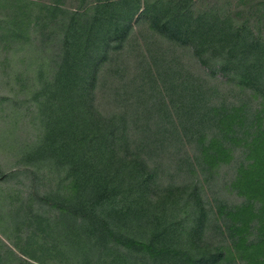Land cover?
<instances>
[{"label":"trees","instance_id":"trees-1","mask_svg":"<svg viewBox=\"0 0 264 264\" xmlns=\"http://www.w3.org/2000/svg\"><path fill=\"white\" fill-rule=\"evenodd\" d=\"M70 1L0 0L17 8L0 43L41 51L28 99L0 101L15 153L0 264H264V34L250 11ZM26 104L33 138L8 145Z\"/></svg>","mask_w":264,"mask_h":264},{"label":"rangeland","instance_id":"rangeland-1","mask_svg":"<svg viewBox=\"0 0 264 264\" xmlns=\"http://www.w3.org/2000/svg\"><path fill=\"white\" fill-rule=\"evenodd\" d=\"M38 2H44L45 4L50 3L52 0H35ZM77 0L70 1L69 5H66L69 8H76L79 3H76ZM197 1V0H196ZM216 0H205L206 5H212ZM223 2L220 6L228 11L233 12L238 11H250L251 17V25L253 27H257L264 34V18L261 19L260 22L257 17V13L254 11L256 8L261 7L260 3L264 2V0H250L245 3L246 0H222ZM248 4V5H247ZM237 9V10H236ZM257 10V9H256ZM17 8L14 10L12 4H8L7 6H2L0 9V18L10 19L12 15L16 18ZM244 16V15H243ZM17 19V18H16ZM32 26L29 30V35L32 33ZM2 32H0L1 34ZM26 33V32H25ZM27 34V33H26ZM23 38V37H22ZM21 43H12L11 41H5L0 43V101L2 98H6L8 101L7 104H12L15 100L28 99L24 97L28 95V90H34L37 87V83L34 79V75L32 71L36 69V64L40 60L39 53L41 51L34 52L35 43H37L34 39L31 44L23 45L24 38L20 40ZM42 56V55H41ZM37 58V60H35ZM32 64V70L28 69L29 65ZM14 73H18L20 79L24 81L26 84L25 88L19 90V86H17L14 82L16 78H14ZM27 88V89H26ZM26 106V107H25ZM23 106L22 113L24 114L19 121V124L16 129H18L17 133L9 136L8 140L5 141L6 144L10 145V143L16 145L14 147H20L24 141H30L32 137L33 130L30 128V121L32 120V113L34 108L32 104H26ZM10 112V106L3 107L0 103V130L8 129V126L2 124V119L5 118ZM11 139V141H9ZM16 141V142H15ZM15 142V143H14ZM13 148V146H12ZM15 153L6 152L0 146V171L2 173H7L14 163ZM1 180V177H0ZM21 179H12L10 182L6 184V186H11L12 189L22 190L24 182ZM209 226H214L215 223L208 224ZM212 234L208 231V236Z\"/></svg>","mask_w":264,"mask_h":264}]
</instances>
